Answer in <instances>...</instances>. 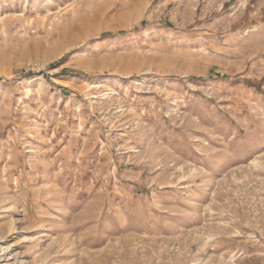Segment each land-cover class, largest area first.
I'll return each mask as SVG.
<instances>
[{
    "label": "rangeland",
    "instance_id": "obj_1",
    "mask_svg": "<svg viewBox=\"0 0 264 264\" xmlns=\"http://www.w3.org/2000/svg\"><path fill=\"white\" fill-rule=\"evenodd\" d=\"M0 264H264V0H0Z\"/></svg>",
    "mask_w": 264,
    "mask_h": 264
}]
</instances>
